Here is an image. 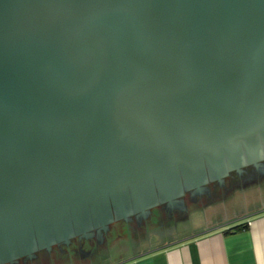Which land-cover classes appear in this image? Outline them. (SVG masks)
<instances>
[{
  "label": "water",
  "instance_id": "95a60500",
  "mask_svg": "<svg viewBox=\"0 0 264 264\" xmlns=\"http://www.w3.org/2000/svg\"><path fill=\"white\" fill-rule=\"evenodd\" d=\"M263 159L264 0H0V264Z\"/></svg>",
  "mask_w": 264,
  "mask_h": 264
},
{
  "label": "crops",
  "instance_id": "0c3cea01",
  "mask_svg": "<svg viewBox=\"0 0 264 264\" xmlns=\"http://www.w3.org/2000/svg\"><path fill=\"white\" fill-rule=\"evenodd\" d=\"M261 182L198 198L186 217L148 224L156 239L131 236L101 264H264V177Z\"/></svg>",
  "mask_w": 264,
  "mask_h": 264
},
{
  "label": "flooded vegetation",
  "instance_id": "af4514ba",
  "mask_svg": "<svg viewBox=\"0 0 264 264\" xmlns=\"http://www.w3.org/2000/svg\"><path fill=\"white\" fill-rule=\"evenodd\" d=\"M264 177V159L255 163L248 164L239 170H230L221 179L211 178L207 180L208 185L205 188H210L209 191H197L193 187V183L181 179L180 185L182 194H174L171 196L168 194V190H160L156 187L153 192L145 197L146 202H152L149 208L142 210L140 205L131 203L124 209H117L111 204V216L112 223H122L131 231V226L134 225L136 232L142 230L147 222L157 221H173L175 219L184 218L187 216V211L190 205L196 204L198 198H212L218 193H225L232 187H240L249 180L260 181ZM208 190V189H207ZM210 192V193H209ZM208 195V196H207ZM103 224V223H102ZM102 224L93 227L86 235L77 234L67 241L62 240L60 242L53 243L50 249H44L46 255L51 256L53 249L52 246L57 247V251L61 257L68 255H75L81 259L90 258L96 259L97 253H101V250L106 248L111 236V227L103 228ZM111 224V222L109 223ZM129 232V231H128ZM85 243L88 247L85 248ZM77 244L75 247L74 245ZM123 246V245H122ZM43 250V249H42ZM42 250H39L42 252ZM86 250V251H85ZM85 251V253H84ZM34 252V254H36ZM98 253V254H99ZM24 256L15 261V263L23 264H39L40 258L34 256ZM110 254V253H108ZM70 257V256H69ZM101 258V257H100ZM62 259V258H61Z\"/></svg>",
  "mask_w": 264,
  "mask_h": 264
},
{
  "label": "rangeland",
  "instance_id": "374dc122",
  "mask_svg": "<svg viewBox=\"0 0 264 264\" xmlns=\"http://www.w3.org/2000/svg\"><path fill=\"white\" fill-rule=\"evenodd\" d=\"M261 181H262V178L260 179V181L249 180V181H247L245 183V185L250 186V187L257 185L259 187V185L262 184ZM235 193H237V191H235ZM236 200L238 202L239 198H237ZM150 224H154L155 225V222L150 223ZM135 230L136 229H133L131 231L130 230H112L111 234H110L111 236H109V241H108V243L106 245V248L104 250H101V253H99V252H98L99 254L97 253L96 259H90V258L89 259L88 258L81 259L80 257L75 256V255L74 256L73 255H68V256H65V257H61L59 255V252L57 251V248H56V249L53 250L51 256H48V255L45 254L42 257H40V263L39 264H101L102 263L101 262L102 261L101 258L104 257V255H106L108 253L112 254L114 252L119 251L118 248L121 247L124 244L125 241H127L128 239L130 240L131 236L132 237H137L138 241L140 239L148 238L147 239L148 242L155 238V234H152V235H148L147 234L148 230H149L148 225L144 226L142 228V230H138V232H136L137 230L136 231ZM154 232H157V231H154ZM147 235L149 237H147ZM74 246L76 247L77 244H75ZM87 247H88V244L85 243V248H87ZM85 251H84V253H85Z\"/></svg>",
  "mask_w": 264,
  "mask_h": 264
}]
</instances>
